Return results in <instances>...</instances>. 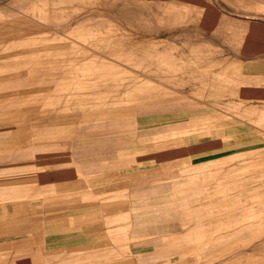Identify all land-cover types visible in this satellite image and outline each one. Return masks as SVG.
<instances>
[{"label": "crops", "instance_id": "obj_1", "mask_svg": "<svg viewBox=\"0 0 264 264\" xmlns=\"http://www.w3.org/2000/svg\"><path fill=\"white\" fill-rule=\"evenodd\" d=\"M113 1L100 95L0 136V264H235L264 241V0Z\"/></svg>", "mask_w": 264, "mask_h": 264}, {"label": "rangeland", "instance_id": "obj_2", "mask_svg": "<svg viewBox=\"0 0 264 264\" xmlns=\"http://www.w3.org/2000/svg\"><path fill=\"white\" fill-rule=\"evenodd\" d=\"M0 1V136L26 143L35 118L46 125L75 116L109 84L111 48L125 41L115 31L129 17L113 0ZM252 198L264 206V186ZM224 244L235 264H264V241Z\"/></svg>", "mask_w": 264, "mask_h": 264}, {"label": "bare ground", "instance_id": "obj_3", "mask_svg": "<svg viewBox=\"0 0 264 264\" xmlns=\"http://www.w3.org/2000/svg\"><path fill=\"white\" fill-rule=\"evenodd\" d=\"M0 3L2 4V1H0ZM8 60V59H7ZM6 60V61H7ZM9 62V61H8ZM7 62V63H8ZM2 63H4V61H2ZM0 64H1V62H0ZM2 68V67H1ZM7 68V67H6ZM11 69H13V68H11ZM1 70V69H0ZM3 70V69H2ZM9 70V69H8ZM11 72L13 71V70H10ZM1 72V71H0ZM6 72H7V70L5 71V74H6ZM21 72V71H20ZM4 74V73H3ZM1 75V74H0ZM36 88V87H35ZM9 94V93H8ZM5 96H6V94H5ZM3 97V96H2ZM21 104V103H20ZM41 109V108H40ZM45 110V109H44ZM42 111V110H41ZM47 111V110H46ZM41 113H43V112H41ZM50 124V123H49ZM23 127V126H22ZM21 128V127H20ZM19 128V129H20ZM23 129H24V127H23ZM26 129V128H25ZM14 130H16L15 128H14ZM18 130V129H17ZM20 131V130H19ZM9 135V134H8ZM11 135V134H10ZM31 136V135H30ZM32 147V146H31Z\"/></svg>", "mask_w": 264, "mask_h": 264}]
</instances>
